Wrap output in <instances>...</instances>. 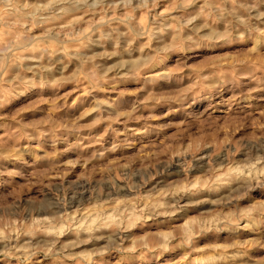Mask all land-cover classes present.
Wrapping results in <instances>:
<instances>
[{
  "label": "rangeland",
  "instance_id": "374dc122",
  "mask_svg": "<svg viewBox=\"0 0 264 264\" xmlns=\"http://www.w3.org/2000/svg\"><path fill=\"white\" fill-rule=\"evenodd\" d=\"M0 264H264V0H0Z\"/></svg>",
  "mask_w": 264,
  "mask_h": 264
}]
</instances>
